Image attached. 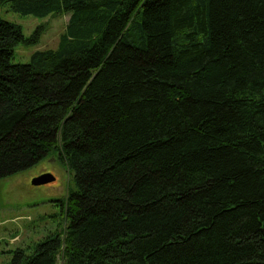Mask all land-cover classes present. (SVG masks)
I'll return each instance as SVG.
<instances>
[{"label":"trees","instance_id":"obj_1","mask_svg":"<svg viewBox=\"0 0 264 264\" xmlns=\"http://www.w3.org/2000/svg\"><path fill=\"white\" fill-rule=\"evenodd\" d=\"M0 179L51 153L61 229L10 264H264V0H0Z\"/></svg>","mask_w":264,"mask_h":264},{"label":"rangeland","instance_id":"obj_2","mask_svg":"<svg viewBox=\"0 0 264 264\" xmlns=\"http://www.w3.org/2000/svg\"><path fill=\"white\" fill-rule=\"evenodd\" d=\"M70 15H23L12 10L9 3L0 4V18L19 23L26 37L36 39L18 44L12 62L28 63L36 51L57 48ZM42 173H52L56 180L33 185L32 179ZM73 179V172L54 152L34 166L0 179V264H10L17 249L31 254L37 242L63 227L62 202L73 187Z\"/></svg>","mask_w":264,"mask_h":264},{"label":"water","instance_id":"obj_3","mask_svg":"<svg viewBox=\"0 0 264 264\" xmlns=\"http://www.w3.org/2000/svg\"><path fill=\"white\" fill-rule=\"evenodd\" d=\"M56 180V176L52 173H42L32 179L33 185H42L51 183Z\"/></svg>","mask_w":264,"mask_h":264}]
</instances>
